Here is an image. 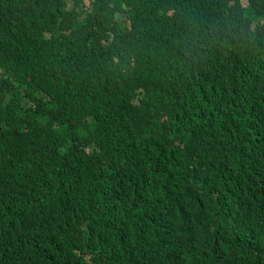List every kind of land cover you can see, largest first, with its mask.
Returning <instances> with one entry per match:
<instances>
[{
	"label": "trees",
	"instance_id": "1",
	"mask_svg": "<svg viewBox=\"0 0 264 264\" xmlns=\"http://www.w3.org/2000/svg\"><path fill=\"white\" fill-rule=\"evenodd\" d=\"M0 264H264V0H0Z\"/></svg>",
	"mask_w": 264,
	"mask_h": 264
},
{
	"label": "clouds",
	"instance_id": "2",
	"mask_svg": "<svg viewBox=\"0 0 264 264\" xmlns=\"http://www.w3.org/2000/svg\"><path fill=\"white\" fill-rule=\"evenodd\" d=\"M154 201L158 203V208H155L158 213H163L168 211V205L165 202L158 201V198L154 197Z\"/></svg>",
	"mask_w": 264,
	"mask_h": 264
},
{
	"label": "rangeland",
	"instance_id": "3",
	"mask_svg": "<svg viewBox=\"0 0 264 264\" xmlns=\"http://www.w3.org/2000/svg\"><path fill=\"white\" fill-rule=\"evenodd\" d=\"M158 201H161V202H167V201H168V198H166V196H164V195H161V196L158 198Z\"/></svg>",
	"mask_w": 264,
	"mask_h": 264
}]
</instances>
